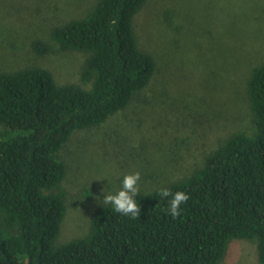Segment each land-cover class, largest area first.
<instances>
[{"label": "trees", "instance_id": "1", "mask_svg": "<svg viewBox=\"0 0 264 264\" xmlns=\"http://www.w3.org/2000/svg\"><path fill=\"white\" fill-rule=\"evenodd\" d=\"M146 1L97 0L53 28L60 48L87 54L80 82L35 65L0 71V264H220L237 240H255L264 264V62L247 80L253 131L231 133L189 176L139 191V217L102 205L87 235L54 245L67 211L59 150L128 106L158 71L135 29ZM161 189L189 195L178 217Z\"/></svg>", "mask_w": 264, "mask_h": 264}, {"label": "rangeland", "instance_id": "2", "mask_svg": "<svg viewBox=\"0 0 264 264\" xmlns=\"http://www.w3.org/2000/svg\"><path fill=\"white\" fill-rule=\"evenodd\" d=\"M96 2L0 0V71L35 65L59 83L80 82L87 54L60 48L51 32ZM134 23L158 71L128 106L59 150L67 211L55 246L89 233L102 190L117 193L126 174L140 173V191L164 186L200 168L231 133L253 131L247 80L264 62V0H147ZM36 40L49 51L37 52ZM220 264H260L256 241H233Z\"/></svg>", "mask_w": 264, "mask_h": 264}, {"label": "clouds", "instance_id": "3", "mask_svg": "<svg viewBox=\"0 0 264 264\" xmlns=\"http://www.w3.org/2000/svg\"><path fill=\"white\" fill-rule=\"evenodd\" d=\"M140 173L126 174L122 180L121 189L115 193H109L105 189L102 190L104 198L100 201L103 205L111 204L114 210L122 215L137 218L141 214V208L136 203L135 197L139 194L138 182L140 181ZM160 195L163 198L171 197L168 201V209L166 210L172 217L180 215V206L189 200L186 192L178 191L173 194L168 189H161ZM97 200H100L97 197Z\"/></svg>", "mask_w": 264, "mask_h": 264}]
</instances>
